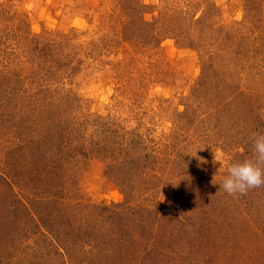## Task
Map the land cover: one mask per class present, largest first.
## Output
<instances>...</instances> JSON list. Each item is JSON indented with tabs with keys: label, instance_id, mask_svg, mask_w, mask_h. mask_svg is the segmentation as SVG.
Segmentation results:
<instances>
[{
	"label": "rangeland",
	"instance_id": "rangeland-1",
	"mask_svg": "<svg viewBox=\"0 0 264 264\" xmlns=\"http://www.w3.org/2000/svg\"><path fill=\"white\" fill-rule=\"evenodd\" d=\"M253 132L264 0H0V168L63 174L18 176L1 216L39 217L0 231V264H264V186L229 196L214 162L254 158Z\"/></svg>",
	"mask_w": 264,
	"mask_h": 264
},
{
	"label": "trees",
	"instance_id": "trees-1",
	"mask_svg": "<svg viewBox=\"0 0 264 264\" xmlns=\"http://www.w3.org/2000/svg\"><path fill=\"white\" fill-rule=\"evenodd\" d=\"M54 115H56L58 117V118H55V121H58L59 123L62 122V121H64V118L62 116H58L59 114H54ZM20 147L21 146L18 147L19 150L21 149ZM120 149H122V148L119 147L118 145L117 146H115V145L112 146L111 145L110 148H107V150H110V152L111 151H115L114 152L115 155H113L114 156V160H115V158L116 159L120 158V155H122L121 154L122 152H121ZM116 150H118L119 152H117ZM21 152H19L18 154L23 155L24 156V160L25 161L28 160L29 163H31L33 165V167L30 168V169L27 167L26 170H25V173H24V171H17V169H18L17 163L20 162L18 160V157H16L18 155H14V154H11V153H7L8 156L6 155L7 157L5 158L7 161H4V162L1 161V164L3 165V169L0 168V188L2 186H5L4 188L6 190L4 192V194L2 192L0 193V231H2L3 236H5L7 234V231H9L10 229H13V230L16 231V229L18 228V229L21 230V226H20V221L22 220V211L21 210H27V213L30 214L29 216L32 217V218H35L36 217V214L39 217L38 211H35V213H34V211L28 209L27 207H24L23 205H15V204H14V206L12 208H9L10 209L9 212L7 211V212H5V214L3 216H1L2 215L1 207H3L12 198L13 199L15 198L16 204H17L18 201L20 202V200L22 198V195L20 193H18V192H15V188H14L19 183L18 182V176L20 178L24 176L23 179H22L23 180L22 186H25L24 189L30 188V190H33L34 191V196H37V194H41V193H35V191L38 192L40 190L39 187H38V185H36V183H38V182L41 181V178H40V175L41 174L40 173L54 174V179L57 178L59 176V174H61V177L63 175L62 173H60L61 167H56L55 164L54 165H51L49 167L48 166L49 165L48 163H45L43 165L42 162L44 160H42V161L39 160V158H37L35 154H31L30 153V154H28V157L26 158V155H24V153H23L22 150H21ZM126 156L127 157H122L120 159L121 160L120 161L121 162L120 164L123 166L124 165V162H126V164L123 166V169L127 167L126 169L130 168V170H134V172H135V170L138 168V165L139 164L138 165H135V163H132L130 161L129 156L128 155H126ZM124 158H125V160H124ZM70 160H73V159H70ZM39 161H41V163ZM74 161H75V159H74ZM37 163L38 164L40 163V166L39 165H36ZM53 182H55V181H53ZM45 190L46 191H44V193L46 194V196H51L50 195L51 192H52L51 189H46V187H45ZM18 197H19L20 200H18ZM47 209L48 210H51L50 208H47ZM47 213H49L48 216L51 215L50 211H48ZM4 217L7 219V221L15 222L16 224L8 225L7 228H6V230H5V226L3 225V221H2V219ZM18 220H20V221H18ZM63 252L64 251L62 249H61V251H59V253L61 254V256L64 257L65 254ZM63 264H69V261H65L64 260V263Z\"/></svg>",
	"mask_w": 264,
	"mask_h": 264
},
{
	"label": "clouds",
	"instance_id": "clouds-1",
	"mask_svg": "<svg viewBox=\"0 0 264 264\" xmlns=\"http://www.w3.org/2000/svg\"><path fill=\"white\" fill-rule=\"evenodd\" d=\"M250 140L254 158L231 162L223 151L214 153V162L224 164L227 173L221 177L219 188L229 196H245L250 190L264 186V133L253 132Z\"/></svg>",
	"mask_w": 264,
	"mask_h": 264
}]
</instances>
